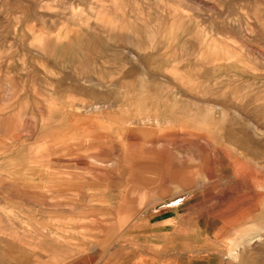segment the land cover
I'll return each mask as SVG.
<instances>
[{
  "label": "rangeland",
  "instance_id": "obj_1",
  "mask_svg": "<svg viewBox=\"0 0 264 264\" xmlns=\"http://www.w3.org/2000/svg\"><path fill=\"white\" fill-rule=\"evenodd\" d=\"M0 264H264V0H0Z\"/></svg>",
  "mask_w": 264,
  "mask_h": 264
},
{
  "label": "bare ground",
  "instance_id": "obj_2",
  "mask_svg": "<svg viewBox=\"0 0 264 264\" xmlns=\"http://www.w3.org/2000/svg\"><path fill=\"white\" fill-rule=\"evenodd\" d=\"M143 122V121H142ZM201 182V181H200ZM200 184V183H199ZM256 204V203H255ZM256 212V211H255Z\"/></svg>",
  "mask_w": 264,
  "mask_h": 264
}]
</instances>
